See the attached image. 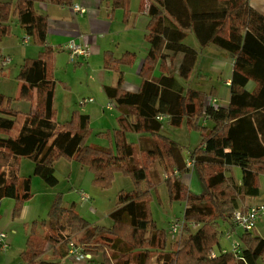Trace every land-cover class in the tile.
Segmentation results:
<instances>
[{"label": "trees", "instance_id": "obj_1", "mask_svg": "<svg viewBox=\"0 0 264 264\" xmlns=\"http://www.w3.org/2000/svg\"><path fill=\"white\" fill-rule=\"evenodd\" d=\"M40 1L45 0H0V42L16 18L40 47L37 57L24 59L17 76L23 83L17 100L33 102L31 111L13 109L12 98L0 92V201L15 199L13 217L18 218L32 198V178L20 174L22 159L31 160L35 164L34 175L50 186L58 184L56 162L69 159L88 168L95 176L93 184L101 189H109L118 172L132 179L134 189L119 193L110 214V227L89 223L76 204L64 206L63 197L58 194L47 218L32 223L21 253L22 264H61L68 254L72 241L69 239L74 236L81 239L74 242L94 258L109 249L118 252L124 244L126 248L121 253L127 258L113 255L116 264H151L153 257L157 264H264L263 237L245 232L241 237L244 246L236 253L222 252L219 240V223L228 222L235 227V212L246 211L251 206L250 199L260 195L258 176L264 175V14L252 8L250 0H149L146 38L153 48L163 38L167 51L183 54L180 78H190L198 58L199 52L185 43L189 33H193L201 50L214 45L232 55L230 100L227 106L217 109L206 107L209 95L185 90L173 75H164L157 83L143 80L138 93H129L121 88L120 72L117 86L104 88L120 112L117 128L97 135L109 140L110 145L104 147L88 143V115L74 112L64 124L55 121V50L46 43L48 18L36 9ZM46 1L60 6L71 2ZM116 7L126 9L127 21L128 0ZM2 57L0 53V61ZM132 59L129 53L116 58L108 52L105 68L119 70ZM211 95L215 93L212 91ZM160 115L167 116L165 120L172 126L179 127L186 121L190 130L200 132L202 142L190 151L188 159L178 142L161 134L163 121L157 119ZM128 133L141 135L139 143H129ZM188 160L204 184L205 194H194L183 182ZM228 166L241 169L240 183L227 174ZM160 169L167 174L162 181L171 200L186 202V225L182 230L185 236L177 241L172 238L174 242L157 228L149 211L150 188L157 189L161 182ZM144 182L148 183L147 189ZM51 224L66 229L58 228L57 235L42 237ZM40 239L52 244L60 261L40 258ZM213 252L216 257H212ZM109 263L108 257L99 262Z\"/></svg>", "mask_w": 264, "mask_h": 264}, {"label": "crops", "instance_id": "obj_2", "mask_svg": "<svg viewBox=\"0 0 264 264\" xmlns=\"http://www.w3.org/2000/svg\"><path fill=\"white\" fill-rule=\"evenodd\" d=\"M120 2H122V0H71L70 5L67 6H60L46 0L37 2L36 9L39 12L47 15L48 18L46 43L55 50L53 55L52 76L53 74L54 76L58 75L60 67L63 66L66 71L73 70L75 72H82L85 75L89 73V78L93 76L92 82L88 80L87 83H84L85 79L77 82L78 86H75V90H73L71 84L68 81L58 79L56 76H53L56 80L53 99V107L56 114L57 111L55 106L59 89H64L65 92L69 94H73V92L77 91L76 93H78L80 99L86 97L95 98L93 102H89L81 109V111H79L80 113L86 114L90 117L92 125L97 120H106L107 110H113L107 108V106L114 101L108 98L104 88L105 86H117L120 72L123 74V83L121 88L123 91L129 93H138L143 80H149L157 83L164 75L176 76L185 90L194 89L201 91V89L190 87L188 84L190 78L185 80L178 76V70L184 58L183 54H173L172 52L167 51L165 49V42L163 38L160 39L158 45H156L155 48H153L148 42L146 36L148 35L147 26L150 21V17L148 15L149 0H128V10L130 12V16L127 21L125 17L126 9L123 7H116V4ZM249 2L252 8L261 14H264V0H250ZM74 5H81L87 11L83 15L76 13L73 10ZM26 35L27 34L24 32V36ZM72 39H74L80 45L88 47L91 51V55L89 57L79 56L72 60L70 51L66 49V44ZM210 47L211 46L206 47L203 50L200 49V46L193 48L199 52V58L200 53ZM39 51L40 47L35 45V48L32 51L26 50L24 52L23 59L34 58L38 55ZM108 52L113 54L116 58H121L128 53L132 54V62L129 65L121 66V69L119 70L106 69L105 54ZM84 62L86 64H84ZM233 65L234 58L231 54L226 56L222 61L215 62L213 65L220 73L219 76L222 83V89L216 92V96L221 99L220 105L222 106H227L230 100L229 87L233 75ZM197 77L201 78L205 77V75L198 73ZM197 82L202 84V80H198ZM22 85V82H19L17 85V95H14V98H18ZM251 86H249V88ZM10 106L15 110L22 111V109L19 110L14 108L12 104H10ZM67 110L68 115H66V118H70L71 115L69 113L71 110L73 112L74 109L72 106H69ZM119 115L120 112H118V116ZM118 116H113L114 120L116 119V128L118 126ZM166 121L167 120H163L161 134L170 138V136L166 133V128H164ZM136 135L137 136H135L136 138L134 141H131L128 138L127 141L129 143L138 144L141 135ZM96 142L91 143V145L103 146L100 144L98 145ZM187 150L188 152L186 150L183 151L186 159H188L190 156L191 151L190 148ZM58 162L56 163L55 175L58 172ZM24 163L25 162H23L22 159L20 162V172L21 169L24 168ZM84 169L89 170L86 167H84ZM239 170L240 169L235 166L227 167V173L231 174L233 172L232 174H234L236 181L241 182L242 175L239 174ZM236 173L239 175H236ZM94 178V174L89 170V172L85 174V182L76 185L92 188L95 186L93 184ZM182 180L190 188V190H194L200 181L196 170L189 160L188 168L182 174ZM32 182L34 183L35 179L33 180L32 178ZM202 191L203 192L201 194L206 193L204 184L202 185ZM7 198H4L0 201V231L7 232L9 234L10 241V247L6 251H8L11 246H13L17 239L18 229H9L14 224V222L19 225L22 223H24V225L26 224V226L30 228V232L31 226L29 224L39 220L37 219L39 208H31L27 204L29 201L25 203L20 216L18 218H14V199L10 197ZM11 199H13V202ZM252 203L253 201H250L251 205H253ZM82 204L83 203H81V205ZM90 214L94 216L92 213ZM8 229L9 231H7ZM220 249L224 248H222L220 245ZM5 257L6 264H12L13 259L9 256ZM1 264H4L2 259ZM18 264L22 263L18 262Z\"/></svg>", "mask_w": 264, "mask_h": 264}, {"label": "rangeland", "instance_id": "obj_3", "mask_svg": "<svg viewBox=\"0 0 264 264\" xmlns=\"http://www.w3.org/2000/svg\"><path fill=\"white\" fill-rule=\"evenodd\" d=\"M13 2L16 3V0H13ZM26 38L27 35L24 36V31L21 28V26L17 23L16 18H13L10 24L9 33L5 35L0 42L1 55L3 57L11 58V63L9 65L4 67L3 69H1L0 67V92L3 94L6 93L9 97H11L12 106L19 110L22 109V112H29L33 108V102H28L24 100L21 101L14 98L15 97L14 95H17V85L20 82L17 79V76L19 74L21 65L23 64L24 61L23 59L24 52L26 50L32 51L35 48V44L33 43L32 38L29 44L23 43V40ZM185 43L193 47L199 46L193 33L188 34ZM226 56H229V54L214 45H211L210 48H207L204 51H202L195 65V70L190 77L188 83L190 87L201 89V91L205 92L207 95H211L213 91L215 93V95L213 96L217 97L221 103V99L218 96H216V92L222 89V83L219 76L220 73L217 71L218 69H216V67L213 65L217 61H222ZM84 64L86 63L84 62ZM198 73L204 74L205 77L198 78L197 77ZM88 74L89 73L85 75L82 72H75L73 70L66 71V69L63 66L60 67L58 75L55 76L58 79H63L65 81H68L71 84L73 90H75V86H78L77 82L82 81L84 79H85L84 83H87L88 80L90 82L93 81V76L89 78ZM198 80H202V84H199L197 82ZM76 92H73V94H69L65 92L64 89H59L58 97L56 100V106H55V109L57 111V114L55 113V121L57 123L64 124L66 121L70 120L74 112L80 113L79 111H81V109L86 104L89 103L88 102L86 104H83L84 100L95 99L93 97L92 98L86 97L80 99L78 93ZM69 106H72L74 110L73 112L71 110V112L69 113L71 115L70 118H66V115H68L67 108ZM118 112L119 111L115 107L112 111L107 110L106 120H97L93 125L91 124V120H90L91 136L88 139V143L90 145L91 143L96 141L98 145L100 144L103 145L104 147H108L106 145H110L108 139L102 137L97 138L98 137L97 135L99 134L100 131L101 132H107V130L113 131L116 128L115 126L116 119L114 120L113 116L115 117L118 116ZM20 123L21 121L19 120L18 123L16 124V130L19 128ZM164 128H166V133L170 136V138L173 140L176 139L175 140L176 142L179 141L180 143L179 142L178 143L180 144V146H183L184 150H186L187 152H188L187 150L188 148H190V150L192 151L200 145V142H202V137L200 132L192 129L190 130L186 121H184L182 125L179 127L172 126L171 124L168 123V121H166ZM135 136L137 135L134 133H129L127 135V138L131 141H134L136 138ZM139 161H142L141 156L139 157ZM23 162H25L24 168L21 169L20 174L26 177L30 176L31 178H33V180L35 179V182L34 183L32 182V198L29 200L27 204L33 209L35 207L39 208L38 216H37V219L39 220L37 221H41L47 218L48 212L56 196L58 194H61L63 197L64 206L76 204L77 210L83 215V217L89 223L97 224L103 227H110L113 225V221L110 217V214L117 204L119 193L121 191L130 192L134 189V183L132 179L128 176H125L121 172L115 174L112 182V186L109 189H101L98 186H94L92 188H88L86 186H78L76 184L85 182L84 177L85 174L89 172V170L84 169V167L79 162L69 159L59 160L58 172L56 173L59 182L56 186H50L46 184L39 176L34 175V163L31 160L23 159ZM55 168H56V164H55ZM232 173L231 174L227 173V174L234 176V174ZM159 174L161 176V182L158 184L157 189L150 188L151 201L149 204V211L151 218L153 219L157 228L160 230H164L166 233V238L171 242H174L172 241V238L176 239L177 241L181 237L184 238L185 236L183 235V232H180L178 235L174 236L171 233L170 227L175 220L183 219L184 211L186 208V202L184 200L181 201L171 200L167 185L165 184L164 181H162L165 171L160 169ZM239 174L242 175L241 169L239 170ZM239 174L236 173V175ZM258 181L260 186V195L256 198L250 199L251 202L253 201L252 203L253 205L264 203V175H259ZM237 183L240 182L237 181ZM146 185H148V183L144 182L143 183L144 188L146 187ZM202 185L203 183L200 180L197 187L194 190L191 189V191L196 195H201V193L203 192ZM78 191H85L87 194H89V196L91 197L90 202H88L87 204L83 203L81 205L80 197L77 193ZM11 200L13 202V199ZM13 203H14L13 204V209H14L15 199ZM90 213H92L94 216H92ZM32 223L33 222H31L29 225L31 226ZM12 228L18 229L17 239L16 242L13 244V246H11V248L8 251L0 250V264H1V259L3 260L4 264H6L5 256H9L10 258L13 259L12 264H18V262L22 263L20 254L26 248L27 239L30 235L29 232L30 228L26 226V224L24 225V223L19 225L16 222H14V224L9 229ZM26 228L28 232L26 231ZM58 228H61L63 231L66 229L65 227H63L64 228L63 229L61 226L54 224L48 228L50 230L47 232V234H43L42 237L46 238V236L57 235V233L59 232ZM192 228L196 229L197 225H192ZM235 228L236 227H232L228 222L219 223V232H220L219 240H220V245L222 246V248H224L221 250H227L228 252L233 253V244L236 242L239 244V248H242L244 246L241 237L245 232L241 229H237V228L235 229ZM9 229L7 231H9ZM234 229L235 232L233 233L232 238L228 240L227 234L233 232ZM251 233L255 236H260L264 238V215L257 221L256 227L253 231H251ZM148 236L149 235H147L146 237ZM8 239H9V234H8ZM69 240L76 242L81 241L80 237L78 236H74ZM38 242L40 249L43 250L42 251L43 253L40 257L42 260H54V259H58V261L61 260L58 258V256L54 255L51 243H48L46 240L43 239H40ZM119 248L120 249L118 250V252L109 249L108 251H106V253H103V255L101 254L99 256H95V258L93 256V259L88 264H99V262H103L105 260V257H108L110 259L109 264H116V260L115 262L113 260V255L122 256L123 259H126L127 256H124V254L121 253V250L123 248H126L125 245L121 244V247L119 246ZM173 248L176 249L177 247L173 245ZM216 249L217 251H219L218 248ZM217 251L215 250L216 253H218ZM61 264H70V263L68 260L63 259L61 260ZM151 264H157V260L154 257L152 259Z\"/></svg>", "mask_w": 264, "mask_h": 264}, {"label": "built area", "instance_id": "obj_4", "mask_svg": "<svg viewBox=\"0 0 264 264\" xmlns=\"http://www.w3.org/2000/svg\"><path fill=\"white\" fill-rule=\"evenodd\" d=\"M73 10L76 13L84 14L87 10L81 6V5H74ZM31 41V37L27 35V38L23 40L24 44H29ZM66 49L70 51L71 59H75L79 56L89 57L91 55V51L88 47L80 45L77 43L74 39L70 40L66 44ZM11 63L10 57H3L0 61V67L4 68L7 65ZM93 99L84 100L83 104H86L88 102H93ZM206 107H212V108H219L222 105H220V101L217 97L209 95L206 98L205 102ZM116 107V104L111 102L108 104L107 108L114 109ZM166 118H168L165 115H160L157 117L159 121H163ZM192 164V162H191ZM193 165V164H192ZM175 174H178V171L175 172ZM164 178H167V174H164ZM81 203L87 204L90 202L91 197L89 194H87L85 191H78L77 192ZM264 215V203L261 204H254L251 205L246 211L243 210H237L234 214V225L237 229H241L244 232H251L255 229L257 221ZM186 223L184 219H177L175 220L170 227L171 233L176 236L180 232H182L183 228L185 227ZM235 228V229H236ZM235 229L233 232H230L227 234V239L230 240L233 236V233L235 232ZM10 247V241L8 239V234L4 231H0V249L3 251H6ZM239 249V244L234 243L233 244V252H237ZM222 252H227V250H222ZM212 257H216L215 252L212 253ZM93 259L92 254L84 251L81 247L77 246L74 241H71L69 244L68 254L66 257V260L69 261L70 264H88Z\"/></svg>", "mask_w": 264, "mask_h": 264}]
</instances>
